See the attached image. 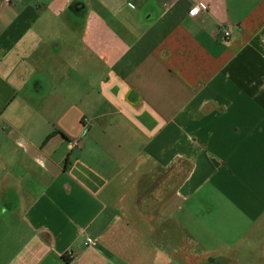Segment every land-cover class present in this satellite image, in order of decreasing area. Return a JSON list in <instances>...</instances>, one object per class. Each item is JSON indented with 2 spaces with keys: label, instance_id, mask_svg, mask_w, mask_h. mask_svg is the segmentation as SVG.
Masks as SVG:
<instances>
[{
  "label": "crops",
  "instance_id": "obj_1",
  "mask_svg": "<svg viewBox=\"0 0 264 264\" xmlns=\"http://www.w3.org/2000/svg\"><path fill=\"white\" fill-rule=\"evenodd\" d=\"M198 1L0 0V264L264 235V0Z\"/></svg>",
  "mask_w": 264,
  "mask_h": 264
},
{
  "label": "rangeland",
  "instance_id": "obj_2",
  "mask_svg": "<svg viewBox=\"0 0 264 264\" xmlns=\"http://www.w3.org/2000/svg\"><path fill=\"white\" fill-rule=\"evenodd\" d=\"M82 18V17H81ZM82 20V19H81ZM264 233V231H263ZM174 238V252L167 250V256L170 257L169 264H264V235H258L251 239L250 243L237 246L231 250L218 252H203L199 247L192 244L189 239V246H184L181 236ZM162 252V251H161ZM164 253V252H163ZM146 263L157 264V253L149 251L144 253ZM173 256V258H172ZM160 261L161 257H160ZM128 264H132L131 261ZM160 264H164L161 262Z\"/></svg>",
  "mask_w": 264,
  "mask_h": 264
},
{
  "label": "built area",
  "instance_id": "obj_3",
  "mask_svg": "<svg viewBox=\"0 0 264 264\" xmlns=\"http://www.w3.org/2000/svg\"><path fill=\"white\" fill-rule=\"evenodd\" d=\"M193 4L189 10V14L192 16H196L198 13L202 12V11H206L207 7L205 5H203L202 3H200L198 0H192ZM223 34L225 37H228L230 34V31L227 28H222ZM86 245H91V244H96L95 239H92L90 237H87L86 241H85Z\"/></svg>",
  "mask_w": 264,
  "mask_h": 264
}]
</instances>
